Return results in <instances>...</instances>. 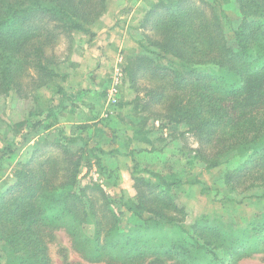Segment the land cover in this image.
I'll use <instances>...</instances> for the list:
<instances>
[{"label":"trees","instance_id":"16d2710c","mask_svg":"<svg viewBox=\"0 0 264 264\" xmlns=\"http://www.w3.org/2000/svg\"><path fill=\"white\" fill-rule=\"evenodd\" d=\"M235 1L240 18L232 46L212 3L158 0L145 14L152 33L139 41L144 52L126 57L122 83L138 88L146 81L143 97L137 93L132 103L159 104L163 118L186 124L208 167L241 156L226 173V184L233 191L260 187L255 194L264 197V0ZM105 3L0 0V95L46 84L55 75L50 68L55 60L45 46L60 32L94 23ZM167 57L178 66L162 63ZM57 137L61 155L32 168L29 158L0 192V241L10 264H51L46 231L58 229L85 260L102 264H237L245 253L264 252V211L242 228L217 221H199L193 230L178 227L168 213L176 209L171 190L180 179L174 174L148 172L154 182L135 178L137 202L127 208L139 218L144 211L150 217L121 230L119 214L100 186L76 190L81 157L73 160L67 144L80 138L62 129Z\"/></svg>","mask_w":264,"mask_h":264},{"label":"rangeland","instance_id":"374dc122","mask_svg":"<svg viewBox=\"0 0 264 264\" xmlns=\"http://www.w3.org/2000/svg\"><path fill=\"white\" fill-rule=\"evenodd\" d=\"M137 1L106 0L105 10L96 19L108 6L125 9L121 12L123 16L113 25L111 38L97 40L92 22L84 23L82 30L60 32L52 44L45 46L46 54L55 60L54 64L50 63L55 75L38 88L24 86L19 92L11 89L0 95V192L14 183L15 171L29 158H33L28 164L32 168L49 156L61 155L57 129H62L64 135L80 138L67 144L73 160L81 157L76 190L88 185L100 186L119 214L121 230L144 224L150 217L144 211L139 218L127 208L137 202V176L155 181L148 172L174 174L180 179L179 186L171 190L176 209L168 211L178 227L193 230L199 221L245 227L248 221L264 211V197L255 194L261 192L260 187L241 185L233 191L226 184V173L240 163L241 156L232 154L218 166L208 167L199 153L203 147L195 136L187 132L186 124H176L163 118L165 112L159 104L144 108L142 103L138 107L132 103L137 93L143 97L146 81L140 80L138 88L132 87L128 81L123 82L114 97L108 95L117 59L122 55L125 63L127 56L144 52L139 41L144 42L146 34L152 33L150 20L145 22L144 18L158 0H149L143 6H136ZM207 1L217 8L228 44L236 46L234 31L240 18L236 1ZM104 42L105 45L108 43L105 50ZM89 46L97 62H105L100 80H95L93 74L89 75L91 87H76L81 92L80 99L73 102L66 98L63 99L66 105L57 106L55 101H59L61 96L55 97L61 94L58 91L62 88L61 83L68 81L71 71H76V76L73 75L76 79L83 80V75L87 77L85 70L79 69L82 64L78 61V52L85 54ZM133 46L136 51H133ZM83 59L89 60V57L85 55ZM172 60L167 57L161 61L175 66L177 62ZM89 62V66L97 64ZM24 81L28 83L30 78L26 77ZM71 103L72 112L81 108L82 122H58L59 115H65L64 110L69 111ZM77 125L85 127L80 129ZM61 172L59 170L58 174ZM46 240L51 264H102L87 261L76 252L63 229L46 231ZM1 244L0 241V249ZM10 257L7 249L3 248L1 263L10 264ZM237 261V264H264V252L245 253Z\"/></svg>","mask_w":264,"mask_h":264},{"label":"crops","instance_id":"0c3cea01","mask_svg":"<svg viewBox=\"0 0 264 264\" xmlns=\"http://www.w3.org/2000/svg\"><path fill=\"white\" fill-rule=\"evenodd\" d=\"M149 0H138L136 3V6H143L145 3H147ZM151 1V0H150ZM121 2H123V0H121ZM129 2V1H127ZM126 2V4H127ZM129 6V4H128ZM117 8V10L115 9ZM115 8H110L108 6V9L102 14V16L97 19L94 23H93V27H95L94 32H97V40H101L102 38L107 39V37L109 36L110 38L114 35L113 31V26L115 21L119 18L122 17L123 15L121 14V12H123L125 9H122L121 7H115ZM121 14V15H120ZM112 41V40H111ZM110 42V41H109ZM113 42V41H112ZM101 44V43H100ZM108 45V43L106 44ZM106 45L104 42V50L106 49ZM117 48V46H116ZM86 53L82 54L80 51L78 52V58L81 62L82 65H80L81 67L79 69L85 70V74H87L84 76L83 75V80L82 79H76L74 78V76H76V71H71L72 75H70L69 79L67 82H63L61 83L62 88H59V92H61V94H57V96L55 98H59L60 96V100L59 101H55V104L58 105H66L67 103H65L66 101H64L63 99H69V100H76V99H80L81 97V92L79 90H77L76 87L80 86V87H85V88H89L91 87L92 83L90 81H88V76L93 74L95 75V80H100V76L103 74V64L105 63L104 61L101 62V60H99L97 62L96 60V56L92 51V47L89 46L86 49ZM83 51V50H81ZM133 51H136V47L133 46ZM84 52V51H83ZM87 55L89 57V60L83 59L84 56ZM90 56H92L94 59H92ZM89 61H94L97 62V64H94L93 66H89L91 62ZM85 62V63H84ZM86 62L88 63V65L86 64ZM84 63V65H83ZM99 65V67H98ZM89 66V67H88ZM98 67V68H97ZM97 68V69H96ZM94 71V73L90 72V71ZM80 74V73H79ZM84 74V73H83ZM74 75V76H73ZM92 78V77H91ZM91 81L93 82V80L91 79ZM75 91V92H73ZM74 102V101H73ZM73 103H71L70 107H69V111L68 109L64 110V114L59 115V121H62L61 123H70V122H82L81 119V108H77L76 111L72 112L71 108H73ZM72 106V107H71Z\"/></svg>","mask_w":264,"mask_h":264},{"label":"built area","instance_id":"2783aa9c","mask_svg":"<svg viewBox=\"0 0 264 264\" xmlns=\"http://www.w3.org/2000/svg\"><path fill=\"white\" fill-rule=\"evenodd\" d=\"M122 65H123V56L121 55L117 59V63H116L117 67L113 71L112 76H111L110 88L108 89L109 97H114V95L117 93L118 88L124 79V73L122 71Z\"/></svg>","mask_w":264,"mask_h":264}]
</instances>
